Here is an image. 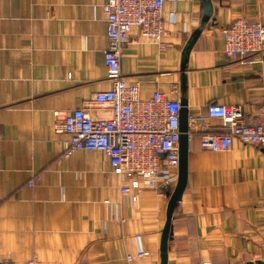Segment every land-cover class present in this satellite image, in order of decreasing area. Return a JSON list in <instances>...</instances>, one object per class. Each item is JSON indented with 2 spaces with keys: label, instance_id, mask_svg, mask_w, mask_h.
Here are the masks:
<instances>
[{
  "label": "crops",
  "instance_id": "1",
  "mask_svg": "<svg viewBox=\"0 0 264 264\" xmlns=\"http://www.w3.org/2000/svg\"><path fill=\"white\" fill-rule=\"evenodd\" d=\"M107 0H0V260L26 264H161L169 198L132 188L101 150L65 157L63 115L111 87L104 61ZM213 14L185 60L202 21L203 0H166L170 45L161 50L137 28L121 51L122 74L149 98L159 88L187 101L189 116L210 103L264 99V49L246 60L223 52L222 29L237 18L264 24V0H211ZM219 118L189 122L187 186L172 218L168 264H264V147L235 139L228 151L200 136ZM35 179L34 184L29 181ZM136 193L137 199H132ZM146 256L129 262L128 253Z\"/></svg>",
  "mask_w": 264,
  "mask_h": 264
},
{
  "label": "built area",
  "instance_id": "2",
  "mask_svg": "<svg viewBox=\"0 0 264 264\" xmlns=\"http://www.w3.org/2000/svg\"><path fill=\"white\" fill-rule=\"evenodd\" d=\"M166 0H107L103 6L108 46L104 61L111 87L96 92L92 99L62 116L55 113L54 130L68 138L63 156L81 149L101 150L111 170L120 177L121 192L132 188H170L178 182L181 101L157 88L149 98L141 95V85L128 80L121 70V51L135 28L141 37L161 50L170 45L168 22H177L172 10L164 17ZM223 52L229 58L246 60L264 49V24L237 18L222 29ZM219 118L223 130L201 134L200 144L212 151H228L235 139L264 147V99L252 112L242 104L210 103L204 116L191 115L189 122L204 124ZM29 181L33 185L35 179ZM136 200V193L132 194ZM146 256L143 250L128 253L132 262ZM0 264H8L0 260ZM26 264H41L36 255ZM195 264H210L197 261Z\"/></svg>",
  "mask_w": 264,
  "mask_h": 264
},
{
  "label": "water",
  "instance_id": "3",
  "mask_svg": "<svg viewBox=\"0 0 264 264\" xmlns=\"http://www.w3.org/2000/svg\"><path fill=\"white\" fill-rule=\"evenodd\" d=\"M204 11L202 15V21L198 28L194 30L190 37V41L187 42V45L184 48L185 60L187 59V54L190 52L192 45L199 36L202 28L207 25V21L211 18L213 14V5L211 0H203ZM180 143H179V166H178V182L177 186L173 190L170 188H163L166 192L169 202L167 206V219L165 226L162 230V239H161V264L167 263V250H168V240L171 236L172 229V218L173 213L176 208L178 201L180 200L186 186H187V177H188V142H189V109L187 106L186 100H181L180 108Z\"/></svg>",
  "mask_w": 264,
  "mask_h": 264
}]
</instances>
